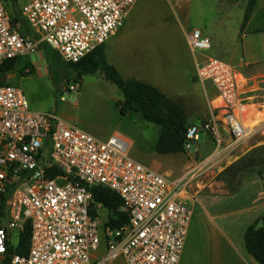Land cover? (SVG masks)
<instances>
[{
    "label": "built area",
    "instance_id": "1",
    "mask_svg": "<svg viewBox=\"0 0 264 264\" xmlns=\"http://www.w3.org/2000/svg\"><path fill=\"white\" fill-rule=\"evenodd\" d=\"M138 1L31 0L22 8L38 37L30 38L12 27L0 0V66L35 56L42 44L63 62L77 64L122 29ZM187 42L194 54L212 49L199 29L188 33ZM197 79L216 90L220 104L209 120L188 128L186 151L202 134L213 139L215 151L207 159H198L195 151L192 168L174 179L134 161L121 137L101 141L55 114L31 112L20 88L0 85V264H181L198 171L258 131L243 123L249 104L235 68L207 57L197 67ZM97 187L121 198L129 214L126 226L102 222L103 207L92 194ZM27 231L28 251L20 255Z\"/></svg>",
    "mask_w": 264,
    "mask_h": 264
},
{
    "label": "rangeland",
    "instance_id": "2",
    "mask_svg": "<svg viewBox=\"0 0 264 264\" xmlns=\"http://www.w3.org/2000/svg\"><path fill=\"white\" fill-rule=\"evenodd\" d=\"M28 2L29 0H17L14 9L9 0H3L10 19L13 18L14 10L21 15L23 6ZM136 5L161 6L163 3L160 0H140ZM174 5H186L185 0H175ZM189 5L193 7L180 16L178 28L169 23L167 13L158 6L145 13L143 18L148 20L143 21L144 25L135 30L133 36L138 35L143 42L150 41V45H154L153 55L156 54L159 58H152L151 61L140 57L136 52V72H142L143 67L146 66V71L142 73L149 75L155 74L150 67L166 71L167 74L190 69L193 57L181 40L183 29L195 28L197 23L195 5L218 4L215 0H193ZM154 8L157 10L156 16ZM145 46L149 45L146 43ZM41 58L44 59L45 65L42 70H35L30 75L18 74L25 64V59H22L19 67L7 75L10 79L6 84L22 90L31 112L55 114L101 141L119 136L129 144L128 153L134 161L145 166L152 165V160L158 156L154 146L159 138L160 128L145 122L140 114L121 116L117 104L123 102V95L116 85L107 81L100 73L84 76L78 84L72 78L69 83L61 74L62 86L60 94L57 95L53 81L54 73L47 68L46 58ZM71 86L75 87V92H69ZM214 104L212 103V106ZM257 110L261 113L255 112L252 120L264 121V109L258 106ZM251 125L253 122L248 121L246 124V126ZM204 141L205 136L202 134L201 140L191 148L189 154H194L197 146L203 145ZM250 157L258 160V165L264 166L262 164L264 162L263 129H259L252 138L234 149V152H229L215 161L211 167H201L198 171L191 188L196 197L193 206V225L181 264H257L246 253L243 239L240 247L228 244V238L232 237L229 229L237 239L247 224V214L258 211L264 203L262 202L264 182L258 176V171L263 167L253 169L251 167L237 173L236 176H233L234 171L227 173L231 166ZM166 159L168 161L164 171L174 174L170 179L178 178L192 168L185 167L189 164L186 154ZM100 213L101 215L104 213L102 209ZM241 216V220L237 222ZM12 245L14 248L18 246L17 234L13 235Z\"/></svg>",
    "mask_w": 264,
    "mask_h": 264
},
{
    "label": "crops",
    "instance_id": "3",
    "mask_svg": "<svg viewBox=\"0 0 264 264\" xmlns=\"http://www.w3.org/2000/svg\"><path fill=\"white\" fill-rule=\"evenodd\" d=\"M174 1L175 0H160V2L163 3L161 6L135 5L125 19L124 25L120 30L121 32L119 31V34L113 36L105 44L107 45L109 43L106 46V56L108 57V62L118 70L120 75L125 80H138L148 83L159 89L171 100L182 103L186 109L188 115V124L190 127L209 120L214 114V109L220 104V100L217 98L216 90L210 84L201 83L197 79V67L207 57H213L221 60L235 68L236 71L243 77L242 93L248 100L249 104L247 113L243 115V123L246 125L248 121L253 122V125L247 127L251 129L257 127L258 130H264V121L258 122L252 120L256 113H261L260 110H257L258 106L264 109V0H259L252 17L243 32H241V27L244 23L248 0H239L237 2L215 0L216 4L218 5H195L197 9V23L195 28H191L190 30L183 29L181 40L190 50L187 42V35L191 30L199 29L204 35L210 38L212 42V49L207 53L200 54H194L190 50L193 57V63L191 64V67L188 71H177L175 73L167 74L166 71L163 72L161 70L154 69V67H150L154 70L155 74L149 75L148 73H142L146 71V66L143 67L142 72H136V52L140 54V57L147 58L151 61L153 60L152 58L157 59L159 57H157L156 54L153 55L152 47L154 45H150V41H141L138 35L136 37L133 36V32L144 25L143 21L148 20L143 18L145 13L149 12L151 8L156 6L160 7L163 12L165 11L170 20L169 23L178 28L180 25V16L184 12L190 11L193 5L189 4L193 0H185L186 5H174ZM154 11L156 16L157 10L155 8ZM162 14L163 13L161 12V16ZM11 20L12 19H10V23ZM12 27L19 31V26L12 25ZM146 43L149 45L148 47L145 46ZM41 57H45L47 61V56L44 50H42L40 47L39 52L35 56L25 59V64L22 66V68H20L18 74L26 75L24 72L26 69L31 70L30 74H32L35 70H42L45 65L43 63L44 59L42 60ZM20 61L21 60L16 61L15 68L19 67ZM46 64H48V61ZM47 68H49L48 65ZM12 72H14V70L7 73V75H10ZM7 75L5 78L6 83L10 79L9 76L7 77ZM212 103L215 104L212 106ZM222 133L224 136V146H228L230 144V136L225 132V130ZM204 136L205 141L203 145H198V148L195 150L198 152V159H207L212 156L215 151L213 139L207 134H204ZM231 152H234V150ZM185 154L188 155L189 158V164H187L185 167H192L195 154H189L187 151ZM171 156L175 155L162 157L158 155L152 160V167H146L162 175L172 177L174 175L173 173L169 174L168 172L164 171V167L167 166L166 163L168 161L166 158H170ZM185 174L186 173L184 172L182 175H179L178 178H182ZM191 193L192 196L195 197L193 191H191ZM262 200V202H264L263 198ZM194 204L195 201L193 206ZM102 210L104 213L102 214L103 216L100 213L101 220L102 222L108 223L109 213L104 208H102ZM263 216L264 203L262 204L261 208L258 209V211H251L247 214V224L237 239L235 238L233 231L229 229L232 237L228 238V244L235 247L239 245L240 247L242 245L241 239H243L247 228L251 226L257 219ZM241 218L242 216L237 222H239ZM192 225L193 219L188 239ZM116 264L125 263L124 261L120 260Z\"/></svg>",
    "mask_w": 264,
    "mask_h": 264
},
{
    "label": "trees",
    "instance_id": "4",
    "mask_svg": "<svg viewBox=\"0 0 264 264\" xmlns=\"http://www.w3.org/2000/svg\"><path fill=\"white\" fill-rule=\"evenodd\" d=\"M15 9L17 0H9ZM237 2L239 0H225ZM259 0H248L244 23L241 32L245 30L251 19ZM13 26H19V32L25 37L38 38L28 26L22 15L16 12L11 20ZM48 67L54 73L53 81L56 94H60L62 76L71 83V78L78 84L84 76L102 74L107 81L116 85L122 92L123 102L117 104L121 116L140 114L142 119L160 128L159 138L154 151L159 156L180 155L186 153L187 130L189 128L188 115L184 105L173 101L156 87L138 80H125L118 70L112 66L106 56V45L98 47L77 64L63 62L59 55L48 45L42 44ZM16 61L5 62L0 66V85L6 84L7 73L14 70ZM74 77V78H73ZM62 79V80H61ZM70 92V91H69ZM259 161L253 157L238 162L231 166L227 173L234 171V175L252 167H263L258 171V176L264 182V166L258 165ZM264 165V162L262 163ZM96 203L109 213L108 226L121 228L129 223V214L123 209V201L114 192L103 187L92 190ZM30 233L27 231L21 238L17 251L26 255L29 247ZM244 245L248 256L257 264H264V216L257 219L244 233Z\"/></svg>",
    "mask_w": 264,
    "mask_h": 264
},
{
    "label": "bare ground",
    "instance_id": "5",
    "mask_svg": "<svg viewBox=\"0 0 264 264\" xmlns=\"http://www.w3.org/2000/svg\"><path fill=\"white\" fill-rule=\"evenodd\" d=\"M169 174H171V173H169Z\"/></svg>",
    "mask_w": 264,
    "mask_h": 264
}]
</instances>
